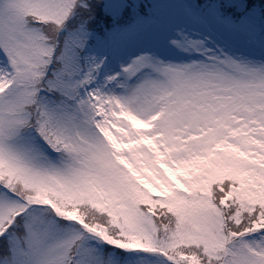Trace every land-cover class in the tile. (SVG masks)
I'll return each mask as SVG.
<instances>
[{"label": "snow or ice", "instance_id": "1", "mask_svg": "<svg viewBox=\"0 0 264 264\" xmlns=\"http://www.w3.org/2000/svg\"><path fill=\"white\" fill-rule=\"evenodd\" d=\"M0 264H264V0H0Z\"/></svg>", "mask_w": 264, "mask_h": 264}]
</instances>
